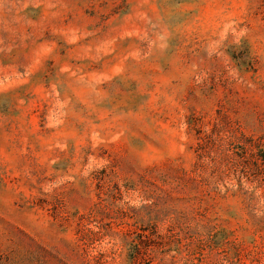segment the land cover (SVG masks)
<instances>
[{"label": "rangeland", "instance_id": "374dc122", "mask_svg": "<svg viewBox=\"0 0 264 264\" xmlns=\"http://www.w3.org/2000/svg\"><path fill=\"white\" fill-rule=\"evenodd\" d=\"M0 264H264V0H0Z\"/></svg>", "mask_w": 264, "mask_h": 264}]
</instances>
